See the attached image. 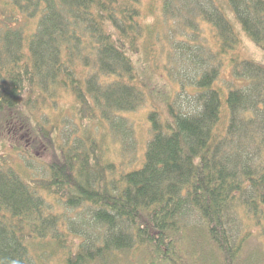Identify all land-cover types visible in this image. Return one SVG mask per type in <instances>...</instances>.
<instances>
[{
    "label": "trees",
    "instance_id": "obj_1",
    "mask_svg": "<svg viewBox=\"0 0 264 264\" xmlns=\"http://www.w3.org/2000/svg\"><path fill=\"white\" fill-rule=\"evenodd\" d=\"M140 1L0 0V126L31 140L13 146L27 161L57 138L54 123L23 112L39 99L69 92L81 120L99 116L124 133L122 112L155 106L145 161L118 183L104 181L94 141L80 154L54 146L42 188L74 217L52 212L0 156V264H264V64L237 53L241 38L215 0H164V22L153 26L141 24ZM227 1L264 51V0ZM201 20L220 37L217 50L189 43ZM170 21L163 62L156 38ZM229 55L247 83L227 92L222 125L214 84ZM161 68L175 90L149 87ZM253 229L260 243L251 248Z\"/></svg>",
    "mask_w": 264,
    "mask_h": 264
},
{
    "label": "rangeland",
    "instance_id": "obj_2",
    "mask_svg": "<svg viewBox=\"0 0 264 264\" xmlns=\"http://www.w3.org/2000/svg\"><path fill=\"white\" fill-rule=\"evenodd\" d=\"M215 1L226 13L241 38L237 53H239L241 58L245 57L264 64V51L245 33L229 6L228 1ZM140 6L142 13L140 22L143 26L148 24H151V26L158 25L159 20L164 22V0H141ZM2 8L4 7L2 6ZM200 23L202 27L200 28V34L198 36L199 41L197 42V39L193 41V37L189 33V43L193 45L203 44L212 47L213 50H217L221 43V39L218 37L215 28L210 23L208 24L203 20H201ZM163 24L164 27L159 29V37L156 38V40L158 38L160 39L156 41L155 48L157 50L154 51V56L160 55V59L164 62L167 59V52L171 45L170 41L168 42L165 36L169 27H172L173 30L175 25L171 21ZM23 25L25 30L33 28V26L30 27L32 23L28 24L23 22ZM174 31H176V29H174ZM174 31H172L173 36H177L173 37V40L177 41L181 39L178 37L177 32ZM231 57L232 55H229V60H225V64L221 68V73L214 84V87L219 89L222 93L221 114L222 116L225 115L222 120V125H225V121H228L229 118V109L226 102L227 92L231 86L239 87L247 83V79L233 75L232 66L230 64ZM164 71L165 70L161 68L158 72L161 74H158L159 76L156 77L154 76L148 81L151 90L158 88L162 91H168L172 88H174V90L176 89L177 85H174L166 78ZM141 79H144V77ZM56 99L57 102H54V105L51 104L52 101L48 100V102H43L42 99H39V102H37L38 107H23V112L32 120H39L47 124L48 127H52L53 123L55 124L54 129L57 136L55 142H51L49 147L43 145L38 152L33 153L34 158L31 157L27 161L13 147L17 145L27 149L29 147V141L26 140L27 137H21L16 134L13 136L12 132L8 134L10 132L7 133V130L0 126V156H4L12 164H15L22 177L30 181L33 186H36L41 193L46 196V201L51 205L52 212L62 215L68 211L67 216L74 217L77 210H67V206L64 204L63 200L60 201L58 199L60 198L58 195L43 189L44 186L50 182L52 173L50 172L49 166L55 155L54 146L61 151L67 152L70 149L80 154V151L83 152L87 150L90 140L94 141L95 144L93 145V149L98 152L99 167L103 169L104 181L108 184H112L113 182L118 183L122 174L141 167L145 161L148 141L151 138L149 112L155 106L149 101L135 111L122 112V116L127 121V125L124 126V128H126L124 133L123 129H121V131L113 130L109 124L108 127L99 116H93V118H91L89 115H86V117H83V120H81L79 118L81 116L77 113L78 106L71 109V107H73L72 105L76 104L75 98L71 93L62 91ZM157 101L159 102V106L162 107L164 105L162 100L157 99ZM164 114L166 115V111ZM87 127H89V129H86ZM129 129L132 130L129 131ZM87 219L90 220V217L88 216ZM85 222L92 224L91 220ZM253 232L254 233L250 236L249 244L247 243V245L251 248L259 247L260 242L256 239L258 232H255V229H253ZM260 236L263 238L262 234H260ZM73 239L76 240L74 248V250H76V248H79L77 244H79V241L83 240V236L77 235L73 237Z\"/></svg>",
    "mask_w": 264,
    "mask_h": 264
}]
</instances>
